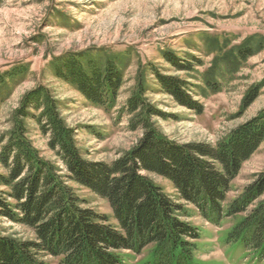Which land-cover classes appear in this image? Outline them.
Returning a JSON list of instances; mask_svg holds the SVG:
<instances>
[{"label":"rangeland","instance_id":"1","mask_svg":"<svg viewBox=\"0 0 264 264\" xmlns=\"http://www.w3.org/2000/svg\"><path fill=\"white\" fill-rule=\"evenodd\" d=\"M244 49L253 55L243 62L238 52ZM71 64H80L87 80L95 69L106 74L114 68L121 87L106 105H96L57 75L58 69ZM155 72L189 84L186 94L201 112L161 89ZM1 78L0 152L12 130L13 112L26 95L42 87L74 132L82 158L112 164L144 137L142 130L130 128L134 116L128 112L138 80L146 87L143 100L157 110L151 121L166 138L180 145L217 146L264 110V0H0ZM206 79L221 86V91L208 89ZM255 90V101L246 106V97ZM26 124L27 137L40 157L55 164L61 176L68 174L49 146L51 135L33 120ZM262 172L264 144L242 165L224 207L241 198ZM0 173H5L1 165ZM141 174L178 199L169 181ZM68 184L86 202L85 208L116 224L108 202L73 182ZM263 200H254L247 210L217 223L206 219L198 206L177 201L187 212L178 215L179 220L199 236L195 241L186 239L196 244L194 264H263L226 242L228 232ZM0 231L17 240L34 239L31 230L3 218ZM154 249L155 245H148L139 254L122 251L120 255L126 264H146ZM44 260L59 264L62 257L44 255Z\"/></svg>","mask_w":264,"mask_h":264},{"label":"trees","instance_id":"2","mask_svg":"<svg viewBox=\"0 0 264 264\" xmlns=\"http://www.w3.org/2000/svg\"><path fill=\"white\" fill-rule=\"evenodd\" d=\"M252 55L247 49L238 52L243 62ZM166 57L177 63L173 56ZM81 68L80 64L67 65L58 69L57 75L75 84L92 103L106 105L121 87L120 75L114 68L106 74L95 69L87 80ZM155 74L161 89L201 112L198 103L186 94L189 84ZM205 85L214 93L221 91L212 80L206 79ZM145 92V85L138 80L137 91L128 103V112L134 116L130 128L142 130L144 137L109 165L82 158L74 132L60 118L58 104L48 90L41 87L25 96L12 114V130L0 152L5 171L0 173V188L7 189L0 190V218L31 230L34 239L17 240L0 231V264H49L44 255L62 257L59 264H126L120 252L139 254L148 245H155V249L146 264H194L196 244L188 241L199 236L179 220L178 215L187 212L177 201L198 206L206 219L217 223L264 197L262 172L241 198L224 207L242 165L264 144V110L217 146L180 145L152 123L157 110L143 100ZM256 97L255 90L244 104L249 106ZM27 119L51 135L49 146L68 174L61 176L55 164L40 157L27 137ZM142 172L169 181L178 199L168 196ZM71 182L108 202L116 224H110L108 216L85 208L86 202L69 186ZM226 237L230 247L240 248L264 264V200Z\"/></svg>","mask_w":264,"mask_h":264}]
</instances>
